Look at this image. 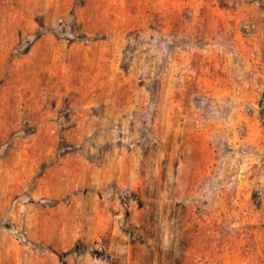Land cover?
<instances>
[{"label": "rangeland", "instance_id": "rangeland-1", "mask_svg": "<svg viewBox=\"0 0 264 264\" xmlns=\"http://www.w3.org/2000/svg\"><path fill=\"white\" fill-rule=\"evenodd\" d=\"M263 127L264 0H0V264H264Z\"/></svg>", "mask_w": 264, "mask_h": 264}, {"label": "trees", "instance_id": "trees-1", "mask_svg": "<svg viewBox=\"0 0 264 264\" xmlns=\"http://www.w3.org/2000/svg\"><path fill=\"white\" fill-rule=\"evenodd\" d=\"M263 113L262 112H260V115H262ZM264 128V127H263Z\"/></svg>", "mask_w": 264, "mask_h": 264}]
</instances>
